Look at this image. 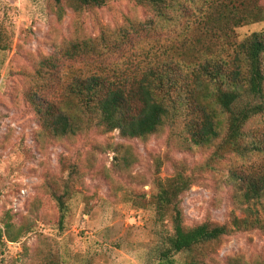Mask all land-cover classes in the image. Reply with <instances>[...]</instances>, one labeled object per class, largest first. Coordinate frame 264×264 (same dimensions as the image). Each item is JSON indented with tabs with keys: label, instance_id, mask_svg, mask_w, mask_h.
<instances>
[{
	"label": "rangeland",
	"instance_id": "obj_1",
	"mask_svg": "<svg viewBox=\"0 0 264 264\" xmlns=\"http://www.w3.org/2000/svg\"><path fill=\"white\" fill-rule=\"evenodd\" d=\"M259 3L262 17L238 26V39L264 32V0ZM57 9L54 0H0L5 47L0 50V264L153 263L172 232L170 218L159 219L151 202L158 180L173 174V161L194 165L209 149L193 144L182 124L166 125L147 138H124L118 130L97 127L53 137L42 128L24 90L27 78L48 62L87 69L84 57L63 55L71 41L94 37L102 46L109 41L113 54L91 52L86 58L96 64L118 62V46L129 54L133 46L167 45L182 27L158 22L136 0H106L103 7L82 12L67 7L62 17ZM228 158L222 172L208 174L181 195L186 225L246 216L241 192L226 182L241 161ZM71 175L75 184H69L62 227L51 190L62 192ZM9 221L31 230L10 241L4 234ZM209 252L202 264H264V231H236Z\"/></svg>",
	"mask_w": 264,
	"mask_h": 264
},
{
	"label": "trees",
	"instance_id": "obj_2",
	"mask_svg": "<svg viewBox=\"0 0 264 264\" xmlns=\"http://www.w3.org/2000/svg\"><path fill=\"white\" fill-rule=\"evenodd\" d=\"M136 1L158 22L180 24L179 36L167 45L133 46L129 54L118 46L121 60L100 64L86 56L113 54L114 44L102 46L94 37L71 41L63 55L84 57L87 69L48 62L27 78L24 95L53 137L97 127L118 130L124 138H147L166 125L182 124L193 144L208 148V156L194 165L173 161V174L158 180L151 200L159 219L170 218L172 232L149 264H202L209 248L225 236L264 231V32L255 31L242 40L236 34L238 26L262 17L263 6L261 0ZM54 2L62 17L67 7L82 12L103 7L106 0ZM100 40L106 41L104 35ZM2 46L0 50L5 49ZM231 156L241 165L226 182L241 192L246 216L186 225L181 195L208 174L222 172V163ZM71 182L73 176L66 179L62 192L51 190L62 227ZM30 230L9 221L4 234L17 242Z\"/></svg>",
	"mask_w": 264,
	"mask_h": 264
}]
</instances>
